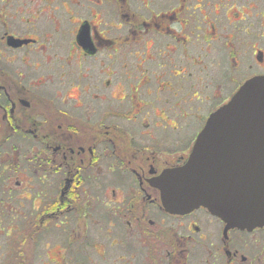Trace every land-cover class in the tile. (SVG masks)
<instances>
[{
    "label": "flooded vegetation",
    "instance_id": "1",
    "mask_svg": "<svg viewBox=\"0 0 264 264\" xmlns=\"http://www.w3.org/2000/svg\"><path fill=\"white\" fill-rule=\"evenodd\" d=\"M255 76L264 0H0V222L55 227V264H264V225L155 187Z\"/></svg>",
    "mask_w": 264,
    "mask_h": 264
},
{
    "label": "water",
    "instance_id": "2",
    "mask_svg": "<svg viewBox=\"0 0 264 264\" xmlns=\"http://www.w3.org/2000/svg\"><path fill=\"white\" fill-rule=\"evenodd\" d=\"M155 187L170 213L203 206L226 230L264 225V76L246 81L210 116L186 164L164 172Z\"/></svg>",
    "mask_w": 264,
    "mask_h": 264
},
{
    "label": "rangeland",
    "instance_id": "3",
    "mask_svg": "<svg viewBox=\"0 0 264 264\" xmlns=\"http://www.w3.org/2000/svg\"><path fill=\"white\" fill-rule=\"evenodd\" d=\"M44 193V200L54 197V191H46ZM31 207V202H27V206L21 208L22 214L27 215ZM222 221L224 222V220ZM17 225L20 227L18 226L19 228L7 230L6 228L10 225L4 221L0 222V264H55L62 258L63 253L60 250L62 246H64L66 238L65 235L54 230L55 227L46 228V224H35L34 217L29 216L22 221L18 220ZM50 226L51 223H48V227ZM92 229L96 232L94 235H97V227H92L91 230ZM81 235L82 234L79 233L77 237ZM94 235L88 233L87 237L85 239L82 238V240L88 241L90 238H94ZM243 252L246 254V250ZM90 253L93 255L95 264H101L99 258L94 255L95 252ZM73 259L72 257L69 264L72 263ZM81 260L82 259L79 257L75 261ZM76 264L92 263L79 262Z\"/></svg>",
    "mask_w": 264,
    "mask_h": 264
}]
</instances>
